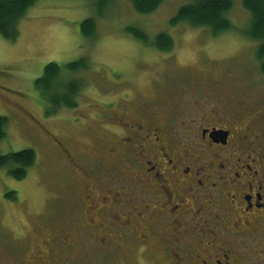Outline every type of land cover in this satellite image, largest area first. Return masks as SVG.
Listing matches in <instances>:
<instances>
[{
	"label": "rangeland",
	"instance_id": "obj_1",
	"mask_svg": "<svg viewBox=\"0 0 264 264\" xmlns=\"http://www.w3.org/2000/svg\"><path fill=\"white\" fill-rule=\"evenodd\" d=\"M97 1L36 0L18 19L15 38L0 34V115L7 118L0 154L23 149L35 153L22 179L0 168V264H166L176 258L161 256L162 241L171 239L167 249L177 250L178 236L195 239L197 251L202 240L215 252L236 243L242 264H264V234L230 237L222 223L212 218L201 221L203 215L198 214L188 233L183 230L185 222H176L158 227L163 234H148L147 240L124 237L118 230L125 217L137 232L148 231L127 207L132 202L139 206L144 181H134L137 168L122 169L125 162L118 163L123 173L113 179L96 164L101 160L109 166L106 149L118 144L115 133L119 130L108 125L113 110L115 117L142 118L155 109H168L179 123L188 120L187 113L191 118L203 112L221 118L228 110L214 103L217 90L246 100L236 111L258 113L257 128L264 135L260 68L264 58L256 57L258 44L247 36L251 16L242 0H233L227 13L232 29L218 35L186 21L170 23L188 0H161L147 14L137 11L131 0H107L102 8ZM86 18L94 19L91 36L81 32ZM133 26L147 33L149 43L125 30ZM161 32L173 40L168 52L152 44ZM81 59L86 67H66ZM49 62L59 65V82L77 83L74 107L60 102L53 108V102L35 88V80ZM210 106L219 110L214 113L207 109ZM125 122L131 119L122 125ZM255 147H261L264 164V142ZM129 192L135 195L132 201ZM124 195L127 199L121 200ZM122 202L125 207L117 205ZM154 202L147 201L151 208L157 206ZM93 224L97 227H88Z\"/></svg>",
	"mask_w": 264,
	"mask_h": 264
},
{
	"label": "flooded vegetation",
	"instance_id": "obj_2",
	"mask_svg": "<svg viewBox=\"0 0 264 264\" xmlns=\"http://www.w3.org/2000/svg\"><path fill=\"white\" fill-rule=\"evenodd\" d=\"M214 100L216 105L228 110L225 116L207 117L203 112L199 117L191 118L187 113L188 120H182V123L177 121L175 112L168 109H155L142 118H133L131 114L115 117L116 110L112 111L108 125L119 130L115 133L118 144H109L106 149L109 166L101 160L96 164L99 170L108 172L109 179H113L123 173L118 163L125 162L122 169L137 168L133 180L137 183L144 181L141 184L142 197L138 196L140 207L133 202L127 207L145 223L148 231L137 232L133 222L128 224L125 217L126 223L118 230L124 237L147 240L148 234H163L157 231L158 227H171L176 222L179 225L185 222L183 230L188 233L189 224L193 225L197 220L196 214L203 215L201 221L212 218L214 223H222L230 237L254 238L258 231L264 234V164L261 147L259 151L255 147L264 142L263 130L257 128V122L261 120L253 111L242 108L236 111L246 101L239 96L227 97L217 90ZM199 105L203 108L202 103ZM207 109L216 113L219 107ZM128 118L131 122L122 125V121ZM247 148L256 153L250 154L245 150ZM115 194L118 195L116 190ZM129 194V199L134 200L135 195ZM124 199L127 195L121 197ZM147 201H157L153 204H158L151 208ZM117 205L125 207L124 202ZM215 214L222 221L217 220ZM188 217L189 221H185ZM94 226L88 225L92 229ZM126 231L134 232V235L124 233ZM189 239L176 237L177 250L167 249L173 242L171 239L162 241L164 250L161 256L172 258L174 255L176 258L166 264H242L241 256L234 249L236 243H230L223 252H215L210 251V245L202 240L203 245H197L200 249L197 251L195 239Z\"/></svg>",
	"mask_w": 264,
	"mask_h": 264
},
{
	"label": "trees",
	"instance_id": "obj_3",
	"mask_svg": "<svg viewBox=\"0 0 264 264\" xmlns=\"http://www.w3.org/2000/svg\"><path fill=\"white\" fill-rule=\"evenodd\" d=\"M36 0H0V34L7 38H15L17 35L16 24L18 19L24 15L26 9L33 5ZM135 9L141 13H151L161 0H131ZM107 0H98V8H102ZM233 0H188L181 5L170 23L186 21L194 27H207L213 35L232 29V22L227 13L232 7ZM243 7L250 14L247 36L256 41V57L264 58V0H242ZM137 39L149 43L147 33L135 26L126 27ZM143 31V32H142ZM81 32L84 36L94 33V19L86 18L81 23ZM152 44L162 51H170L173 48V40L168 33H158L152 40ZM85 60L72 62L66 67L75 70L86 67ZM264 73V62L260 64ZM60 67L54 62L45 64L40 77L35 80V88L53 102L54 107L64 102L63 106L74 107L75 98L78 94L77 83L73 80L59 82ZM76 83V84H75ZM59 107V106H58ZM56 109L50 112L54 113ZM7 118L0 115V139L5 135ZM35 153L32 149H23L16 152L0 154V168L5 167L7 173L15 179H22L27 174V169L33 165ZM7 197H12L8 194Z\"/></svg>",
	"mask_w": 264,
	"mask_h": 264
},
{
	"label": "bare ground",
	"instance_id": "obj_4",
	"mask_svg": "<svg viewBox=\"0 0 264 264\" xmlns=\"http://www.w3.org/2000/svg\"><path fill=\"white\" fill-rule=\"evenodd\" d=\"M143 32V31H142ZM259 63V62H258Z\"/></svg>",
	"mask_w": 264,
	"mask_h": 264
}]
</instances>
